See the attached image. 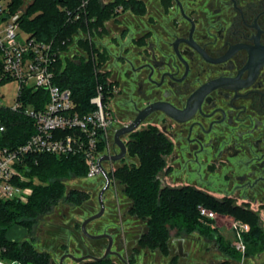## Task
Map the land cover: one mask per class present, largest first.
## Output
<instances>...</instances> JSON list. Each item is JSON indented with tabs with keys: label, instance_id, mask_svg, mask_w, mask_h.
Wrapping results in <instances>:
<instances>
[{
	"label": "flooded vegetation",
	"instance_id": "af4514ba",
	"mask_svg": "<svg viewBox=\"0 0 264 264\" xmlns=\"http://www.w3.org/2000/svg\"><path fill=\"white\" fill-rule=\"evenodd\" d=\"M138 1L145 12L133 13L108 51L115 88L109 105L113 116H127L118 129L153 106L160 109H151L122 138L123 159L104 162L111 179L105 212L86 226L90 235L103 237L92 239L82 230L101 210L100 191L97 201L85 205L98 211L82 222L83 237L75 251L62 255V264H264V0ZM148 130L168 146L156 176L159 194L200 193L255 215L261 232L255 254L247 247L239 251L219 232L226 223L242 222L231 215L211 220L209 234L167 222L166 237H148L150 218L134 214L126 185L114 176L124 165L139 164L129 156L128 143L132 134ZM112 146L116 151L107 156L120 153L114 137Z\"/></svg>",
	"mask_w": 264,
	"mask_h": 264
},
{
	"label": "trees",
	"instance_id": "16d2710c",
	"mask_svg": "<svg viewBox=\"0 0 264 264\" xmlns=\"http://www.w3.org/2000/svg\"><path fill=\"white\" fill-rule=\"evenodd\" d=\"M6 1L11 14H16L26 7L20 22L26 33L43 42L53 43L55 48L61 51L62 56L54 65L55 82L62 89L71 90L77 111L81 114L93 111L95 107L91 104V99L96 96L97 85H104L108 91L113 88L114 83L107 82L110 76L108 71L100 72L108 62V53L90 38L95 34L103 36L106 33L105 24L113 18H118L115 13L117 7L122 6L124 12L141 15L145 12L143 3L138 0H114L106 4L101 0H32L28 4L26 0ZM84 2L87 4L82 7ZM76 15H80V18L76 19ZM2 73L0 56V79ZM2 83L4 81H0V85ZM48 100L47 92L41 90H27L23 99L26 105H32L37 110L45 108ZM0 113L8 127L5 135L0 137V145L22 144L34 132L32 121L25 115L7 109ZM131 138L128 143L129 156L136 158L139 164L124 165L117 169L114 176L126 185V194L135 204L134 214L143 219L150 218L148 237H166L167 222H174L182 231L209 234V225L213 222L204 223L200 219L198 206L202 205L219 215H231L248 224L249 230L244 235V242L249 254L257 252L261 232L255 215L233 205L226 206L200 193L160 195L156 176L164 165L162 154L167 151V144L158 136L156 130L136 132ZM28 161L31 162V168L27 174L37 180L35 184H31L33 194L29 202L23 204L16 200L0 199V248L5 249L1 257L16 264H52V254L44 248L38 249L34 243V230L38 222L62 202L82 207L90 201L89 192L67 190L64 182L73 175L78 178L87 177L88 169L81 155L56 157L41 154L29 158ZM18 226L27 229L31 238L23 241L9 239L8 232ZM69 248L67 244L62 246L65 253H69ZM83 264L113 263L103 260Z\"/></svg>",
	"mask_w": 264,
	"mask_h": 264
},
{
	"label": "built area",
	"instance_id": "2783aa9c",
	"mask_svg": "<svg viewBox=\"0 0 264 264\" xmlns=\"http://www.w3.org/2000/svg\"><path fill=\"white\" fill-rule=\"evenodd\" d=\"M101 1L105 4L109 2ZM86 4L84 2L82 7ZM22 12L23 9L11 14L8 5L0 1V56L3 64L0 81L14 80L18 83L15 104L5 106L0 101V112L7 109L25 115L32 121L34 132L22 144L0 145V199L26 204L33 194L31 184L37 182L27 174L31 168L28 159L36 155H81L88 169L86 178L103 176L99 160L109 154V132L115 124L109 104L115 88L113 86L106 91L104 85L98 84L96 96L91 99L95 109L85 114L79 113L71 90L62 89L55 82L54 65L62 56L61 51L53 43L43 42L25 32L20 23ZM115 13L118 16L123 14V7H117ZM78 18L80 15H76ZM23 34L25 39L22 38ZM90 39L96 43L94 37ZM100 72L107 71L101 69ZM107 82L112 83L110 77ZM27 90L47 92L49 100L45 108L37 110L32 105H26L23 99ZM0 98L4 96L0 95ZM7 128L0 113V137L5 135ZM103 167L106 169L104 163ZM199 216L205 223L217 219L219 215L200 207ZM223 227L234 233L232 242L239 251L244 252V235L249 230L248 226L233 221ZM4 252L5 249L0 248V264H16L2 258Z\"/></svg>",
	"mask_w": 264,
	"mask_h": 264
},
{
	"label": "rangeland",
	"instance_id": "374dc122",
	"mask_svg": "<svg viewBox=\"0 0 264 264\" xmlns=\"http://www.w3.org/2000/svg\"><path fill=\"white\" fill-rule=\"evenodd\" d=\"M32 0H26V4L30 3ZM4 3L8 5V2L5 0ZM26 7H23L22 9L25 10ZM125 14V13H123ZM123 14H120L121 21L123 22V25L121 27H117L115 23H120L119 21H111L106 25V33L102 36L95 34L94 38L98 46H100L102 49L105 47H110L112 45H115V40H113L112 43H109L110 35L116 34L117 35L121 32V29H123L124 26L128 23V18L123 17ZM119 17V16H118ZM126 18V19H125ZM115 19V18H114ZM110 21V20H109ZM120 29V30H119ZM109 33V34H108ZM22 38L25 39V34L22 35ZM101 42V43H100ZM106 49V48H105ZM110 50V49H109ZM109 50H103L104 52H107ZM85 56H87L86 51L83 52ZM82 53V54H83ZM109 57V53L107 54ZM110 64V58L108 59L107 64L102 69L105 71L110 70L109 67ZM17 91H18V83L14 80L12 81H5L0 85V95L4 96V98H0V101L5 106H12L15 104L16 97H17ZM113 97V96H112ZM113 99V98H112ZM114 118L118 119L119 121H116V124H114L109 132V138H110V148L109 152L114 150L112 146V140L114 137L115 131L124 125V123L127 122V116L124 117H116L114 115ZM128 139V137L124 138V140ZM129 162H131L129 160ZM108 168V167H107ZM110 169H108L109 171ZM65 185L67 190H84L89 192L91 195L92 201H97L99 192L104 188V179L102 180L101 176H97L93 179H88L86 177L84 178H78L74 175L71 176V178L66 179ZM112 193H108L107 197L108 200L112 199ZM98 211V208L96 211L91 212L88 207L82 206V207H74L69 203L62 202L61 204L57 205L50 214L43 217L37 227L34 230L33 233V241L38 247V249H45L51 252L53 256V260L55 263H58L62 255L65 253L64 249H62L63 244H67L70 246V251H75L76 247H78V239L83 237V234L81 233L80 226L82 222L92 215V213H95ZM110 213V210H109ZM108 217V216H107ZM103 220H107L104 219ZM223 224L222 221H219L218 219V225L221 226ZM78 225V227H77ZM96 229V228H93ZM27 230V229H26ZM220 233L224 235V237L228 240L234 239V233L232 231H229L226 228H221ZM48 234V235H46ZM8 236L14 240H25L30 239L31 235L29 234V231H25L23 227H15L12 230L8 232ZM45 237H49L48 240H45ZM75 249V250H74ZM66 264H73V261L67 260ZM75 264V263H74ZM251 264H253L251 262Z\"/></svg>",
	"mask_w": 264,
	"mask_h": 264
},
{
	"label": "water",
	"instance_id": "95a60500",
	"mask_svg": "<svg viewBox=\"0 0 264 264\" xmlns=\"http://www.w3.org/2000/svg\"><path fill=\"white\" fill-rule=\"evenodd\" d=\"M151 109H160L159 108V105H156V106H153L151 107ZM151 109L149 108L146 112L140 114L138 116V118L132 123L130 124L129 126L127 127H123V128H120L116 131L115 135H114V141H115V144L119 147L120 149V153L115 155V156H103L100 158L99 160V166H100V169L102 171V174L103 176L105 177L106 179V184L104 186V188L101 190L100 194H99V202H100V205H101V210L99 213L95 214L94 216L88 218L87 220L84 221L83 225H82V230L84 232V234L89 237V238H101L103 236H92L90 235L88 232H87V229H86V226L89 222L93 221V220H96V219H99L100 217L103 216L104 212H105V204H104V201H103V195L104 193L108 190V188L110 187L111 185V179L109 177V174L108 172L105 170V168L103 167V163L104 162H108V161H113V162H116V161H120L121 159H123L125 156H126V152H127V148H126V144L125 142L122 140V138L126 135H129L131 134L132 132H134L140 125L141 123L145 120V117L150 113L152 112ZM116 185L118 186L119 188V185H120V182L117 181L116 182ZM109 237V236H108ZM110 240H112L111 237H109ZM112 243V242H111ZM110 253V246L108 248V251L106 253V255H108ZM69 258L73 259L74 261L76 262H80L82 259H78L76 257H74L73 255H69L68 256ZM65 257L61 258V264L62 262L64 261Z\"/></svg>",
	"mask_w": 264,
	"mask_h": 264
},
{
	"label": "crops",
	"instance_id": "0c3cea01",
	"mask_svg": "<svg viewBox=\"0 0 264 264\" xmlns=\"http://www.w3.org/2000/svg\"><path fill=\"white\" fill-rule=\"evenodd\" d=\"M107 1H109V2H111V1H114V0H107ZM103 3H105V2H103ZM125 14H123V17H125V15H126V18H128L129 20H130V18H132L133 17V13L132 12H130V11H126V12H124ZM121 17H122V15L121 16H119L118 18H113V19H111L110 21H108L106 24H105V26L109 23V22H111V21H121L122 19H121ZM125 18V19H126ZM123 22L124 21H122V22H120V23H115L116 25H117V27H121L122 25H123ZM107 30V29H106ZM109 34V33H108ZM116 36H118L117 35V33L116 34H111L110 35V39H109V43H112L113 42V40H115L116 39ZM126 42V40H124L123 41V43H125ZM101 43V42H100ZM126 44V43H125ZM106 45H104V49L103 50H112V49H114L115 48V46H116V43H115V45H112V46H110V47H105ZM99 48H101L100 46H98ZM106 48V49H105ZM224 228H226V227H224ZM25 229V228H24ZM227 229V228H226ZM25 231L27 232V230L25 229ZM46 235H48V234H46ZM49 238V237H48ZM48 238L47 237H45V240H48ZM9 239H11L12 241H21V240H14V239H12V238H10L9 237ZM51 253V252H50ZM62 258V257H61Z\"/></svg>",
	"mask_w": 264,
	"mask_h": 264
}]
</instances>
